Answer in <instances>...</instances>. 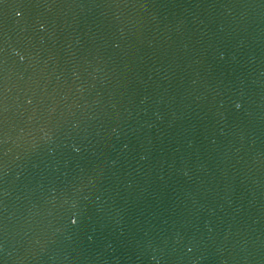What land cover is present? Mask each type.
<instances>
[{
    "label": "water",
    "instance_id": "water-1",
    "mask_svg": "<svg viewBox=\"0 0 264 264\" xmlns=\"http://www.w3.org/2000/svg\"><path fill=\"white\" fill-rule=\"evenodd\" d=\"M0 264H264V0H0Z\"/></svg>",
    "mask_w": 264,
    "mask_h": 264
}]
</instances>
